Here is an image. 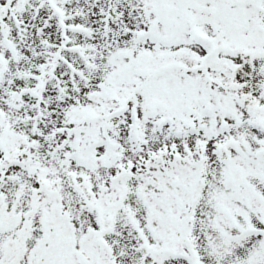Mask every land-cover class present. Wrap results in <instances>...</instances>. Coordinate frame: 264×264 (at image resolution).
<instances>
[{
	"label": "snow or ice",
	"instance_id": "snow-or-ice-1",
	"mask_svg": "<svg viewBox=\"0 0 264 264\" xmlns=\"http://www.w3.org/2000/svg\"><path fill=\"white\" fill-rule=\"evenodd\" d=\"M0 264H264V0H0Z\"/></svg>",
	"mask_w": 264,
	"mask_h": 264
}]
</instances>
